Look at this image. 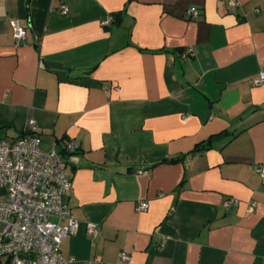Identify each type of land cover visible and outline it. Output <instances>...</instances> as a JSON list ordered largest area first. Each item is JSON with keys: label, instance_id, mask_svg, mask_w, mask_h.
<instances>
[{"label": "crops", "instance_id": "1", "mask_svg": "<svg viewBox=\"0 0 264 264\" xmlns=\"http://www.w3.org/2000/svg\"><path fill=\"white\" fill-rule=\"evenodd\" d=\"M240 3L0 0V140L77 144L71 264H264V0Z\"/></svg>", "mask_w": 264, "mask_h": 264}, {"label": "built area", "instance_id": "2", "mask_svg": "<svg viewBox=\"0 0 264 264\" xmlns=\"http://www.w3.org/2000/svg\"><path fill=\"white\" fill-rule=\"evenodd\" d=\"M240 4V0H229L230 6ZM61 10L66 13L67 7ZM188 14L197 18L199 11L192 7ZM10 25L15 45H22L28 37L25 26L17 18L11 19ZM254 82L264 83V72ZM35 129V121L30 120L27 133L12 142L0 140V255L11 257L13 264H71L74 258L63 254L62 243L76 233L79 221L65 201L72 178L64 152L77 144L68 141L64 152L55 147L42 150L38 139L31 136ZM257 172L264 181V167ZM238 203L237 198H231L225 206ZM137 208L147 210L148 202H139ZM96 229V223L88 224L90 234ZM121 258L126 260L128 255L122 253Z\"/></svg>", "mask_w": 264, "mask_h": 264}, {"label": "trees", "instance_id": "3", "mask_svg": "<svg viewBox=\"0 0 264 264\" xmlns=\"http://www.w3.org/2000/svg\"><path fill=\"white\" fill-rule=\"evenodd\" d=\"M119 17H120V14L119 13H117V14H115V19L117 20V21H119ZM215 135H217V134H214V136ZM210 140H208V141H206V143H204L200 148H198V150H204V149H207L208 147H209V142ZM61 151H65V148L63 149V150H61ZM67 151H65L64 152V154L66 153Z\"/></svg>", "mask_w": 264, "mask_h": 264}, {"label": "water", "instance_id": "4", "mask_svg": "<svg viewBox=\"0 0 264 264\" xmlns=\"http://www.w3.org/2000/svg\"><path fill=\"white\" fill-rule=\"evenodd\" d=\"M3 191H4V189H3Z\"/></svg>", "mask_w": 264, "mask_h": 264}]
</instances>
